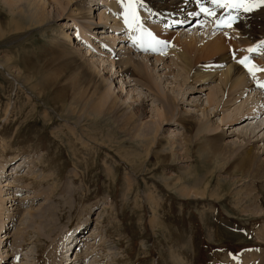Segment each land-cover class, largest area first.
Masks as SVG:
<instances>
[{"label":"rangeland","instance_id":"374dc122","mask_svg":"<svg viewBox=\"0 0 264 264\" xmlns=\"http://www.w3.org/2000/svg\"><path fill=\"white\" fill-rule=\"evenodd\" d=\"M28 1L0 0V264H69L82 243L76 264H264V131L258 148L240 159L254 144H247L254 141L248 133L264 127V113L225 125L226 114L209 106L216 84L185 89L184 75L157 48L160 57L125 50L149 58L145 63L156 86L122 73L113 50L122 54L121 46H130L122 38L128 29L107 27L97 35L94 23L84 40L74 25L79 20L71 17L96 4L97 22L102 8L108 10L105 0H73L69 6V0H34L47 5L37 15ZM251 6L249 13H238L199 0L190 6L189 20V8L180 16L169 13L174 24L153 19L155 12L164 13L155 7L135 8L145 16L144 28L170 30L153 32L169 47L179 35L195 36L202 45L214 35L203 33L205 16L213 26L221 14L233 15L241 21L226 29L233 31L226 34L231 55L243 53L244 63L255 60L246 65L257 61L264 69V39L245 50L237 38L244 35L233 34L239 25L250 31L246 23L264 13V5ZM209 11L212 17L205 14ZM67 34L74 49L82 50L75 62L59 54ZM85 59L90 66L83 67ZM94 71L110 80L112 97L133 102L124 109L112 106V99L106 103V92L95 93L87 80ZM172 96H179V116L209 119L214 128L220 126L219 134L188 143L178 120L164 121L173 113V106L165 105ZM158 111L164 114L160 131ZM241 128H247L244 138L237 135Z\"/></svg>","mask_w":264,"mask_h":264},{"label":"bare ground","instance_id":"6f19581e","mask_svg":"<svg viewBox=\"0 0 264 264\" xmlns=\"http://www.w3.org/2000/svg\"><path fill=\"white\" fill-rule=\"evenodd\" d=\"M37 1L40 2L39 0H37ZM41 1H43V0H41ZM44 1L48 2V0H44ZM72 1L73 0L68 1V6L70 3H72ZM196 1H199V0H188V1H186V0H184V1L183 0H174V1H170V0H105L106 6H108V10H110L111 12L108 10L107 11L110 13H113V20L112 21L109 20L110 16L106 15L107 11H106V9H104L105 7H103L102 12L98 15V21H97L98 23L94 22V20H93L94 17H92V9H93V6H95L96 4H94L93 6L91 5L92 7H88V9L84 8V6H83L82 13L76 14V15L71 16V17L74 18L75 21L79 20L74 25H77L78 28L80 27L79 28L80 30L78 29L79 33L77 35L78 36L80 35L81 37H83L84 40L87 39L86 37L89 35V33L92 34V32H91L92 28L91 27L93 26L94 23L96 25H98L97 27H99V29L96 30L97 35L107 33V32L103 31V29H107V27H108V29H109V27H111L112 29L118 30L121 32H126V29H128L127 34H125V33L123 34V35H126V37L123 36L122 38H123V40H127L128 42H130V44H132V46H130V47L128 46L125 48L124 47L125 45L121 44L122 45L121 49L123 50L122 54H117V52L113 50V53H115L114 54L115 58L117 57L116 64L121 68L122 73H124V74L133 73V74L138 76L139 80L142 79V82L143 81L148 82L150 86H156L152 77L149 75L147 62L145 63V60H147L149 58L148 57H146V58L140 57V56L134 57L131 53L137 52L140 50H143L145 52L149 51V52L153 53V51H156L155 49L157 48V51L165 52L164 54L162 53L161 57L162 58L168 57V59H169V57H171L172 58L171 59L172 65L177 66L180 73H182L184 75L185 80L184 79L183 80L185 81V87L187 85L189 86V87L187 86L185 89H193L194 84L197 85L199 83L201 85L205 84V83H215L216 84V86H212L210 89V94L208 96L209 97L208 101L210 104L209 106L216 108L217 112L223 111L224 114H226L221 119V122L224 123L225 125L231 124L233 122H237L244 117L248 118V116H250V115H255L254 119L261 117V115H262L261 113H264V111H262L264 109L263 108L264 102L261 103L262 102V95L264 96V87H260V85H264V71H256L255 70V69H261L262 68V67L260 68L261 64H259L257 61L254 64H250V65L245 64L247 61L243 64L240 63L239 61L242 60L241 57H242L243 53H235L234 57H233L231 55V53H232L234 47L232 45H229V43L227 41L226 34L228 32H230L231 30L226 31V30L218 29L217 31H220V32L216 33V34L214 33V30H213V27H215V29H217L216 25H217L219 19L223 22H227V23L231 22L232 28H233V26L237 25L241 21V19L232 17L233 15L232 16H229V15L223 16L221 14L222 12H216L217 16L220 14L221 15L219 18H217L215 16L216 21L213 20V23H214L213 26L208 25L207 24L208 21L207 22L205 21V20L212 21L211 20L212 18L210 19L209 17H207V19H205L203 21L206 23L204 25L205 26V32H203V33H206L208 35L213 33L214 35L213 36L211 35L212 37L210 36V38H208V40L206 39L202 45L198 44V42L195 39V36L194 37L191 36L187 39H182V38H180L181 35H179V36H177L179 38H177L176 40L175 39L173 40L172 47H169L168 43L163 42L161 39H159L160 37L158 38L155 34H153V32L155 33V31L160 33L161 29H163V28L161 26H154V25H148V24H146V25L149 27H151V26H153V27L152 28H146V27L144 28L143 24H145V23H142V18H145V16L143 17V15H141V14H136V8L140 10L139 6H141V5L147 6L149 9H151V6H152V7L157 8L156 10H161V12H164L162 14L159 12H155L157 14H155V15L153 14V19H157L156 21H160V20L164 21V23H169V22L172 23L173 21H170L172 19H170V15H168L169 13L177 12L178 15L180 16V15L184 14L182 11L185 8H189L187 12H192V10H190L191 9L190 6L195 5ZM200 1H207V2H211L213 4V0H200ZM28 2H29V5H28L29 7H31L32 9H35L36 11L39 10V12H40V7H41V10L44 12L46 9V6H47L46 4H44V2H41L40 4H37L36 1H34V0H29ZM130 4H131V7L129 6ZM204 6H206V5H204ZM245 6L249 7L251 5L246 4ZM211 7H213V6H211ZM228 8L229 7H227V9ZM227 9L225 8V10H227ZM232 9L233 10L235 9L236 11H238V13H241L242 11L244 13L243 9H238V8H234V7H232ZM221 10H223V9H221ZM253 10H256V7ZM195 11H197L196 8H195ZM39 12L37 11L36 15ZM133 13L135 14L134 18H133ZM149 14L152 15L151 11L149 12ZM192 14H193V12L190 14H186V15H188L187 20H189L191 18ZM250 14H251V12H250ZM210 16L212 17V15H210ZM242 16H244V15L242 14ZM248 18H250V17H248ZM187 20H185V21H187ZM245 20H247V19H245ZM244 22H246V21H244ZM100 23H102V24H100ZM246 25L250 27V31L244 30L243 27L239 25L240 28L238 30H236L235 33H233V34H236V32L237 33L239 32L240 34L244 35L242 37L240 34H238L241 36V38H239L240 36H238V37L236 36V37L238 38V41H239L238 44L245 46V50L249 46L251 47V49L255 48V46L252 44L257 40H258V42H262V40L264 39V29H263L264 28V13L261 14L260 16L255 13L253 15V17L251 18V20L246 23ZM257 26L261 27V28L259 27L260 31L255 30ZM230 27H227L226 29H229ZM251 27H252V30H251ZM233 30H234V28H233ZM163 31H164V33L168 32V31H166V29L165 30L163 29ZM217 31H215V32H217ZM221 31L222 32L226 31V32L222 33ZM121 32H118V33H121ZM231 32H233V31H231ZM246 34H248L249 37ZM128 35H130V37ZM245 35L248 37V39H246V38L244 39ZM256 36H258V38H256ZM163 37H164V35H163ZM108 38H110V37H108ZM164 40H166V38ZM71 42H72L71 34H67V37L59 45V49H60L59 54L61 56L68 57L73 62H75L76 58L81 54L80 52L82 50H80V48L74 49L72 44H70ZM111 44H109L110 47H112ZM254 44L257 45V43H254ZM237 46L238 45L236 44V47ZM246 46H247V48H246ZM130 48H131V51H129V52H131V53H126L125 50H129ZM147 48H149V49H147ZM149 52H147L146 55L151 56V57L154 56V55H150ZM133 54L140 55V54H136V53H133ZM250 54L251 53H249V55ZM159 55H160V53L156 52V57H158ZM245 55H247V54L245 53ZM142 60H144V61H142ZM162 60H164V59H162ZM253 61H255V60H253ZM201 63H203L204 67L200 66ZM211 63H212V65L210 66ZM88 64L90 66V63L85 59V61L83 63V67H86V65L88 66ZM205 64H207V65L209 64V67L205 66ZM247 64H249V60H248ZM172 65H171V67H172ZM249 69H252L253 71L250 73ZM100 75H101L100 73L95 72V75H92L91 79L87 78V80H89V83L91 82L93 84L95 93H99V92L105 93L106 92V96H105V102L106 103H108L112 99V103H111L112 106L113 105H119L120 106L119 109H124L125 108L124 105H126L128 102H133L132 100L131 101H128V100L124 101L123 100V102H121L119 96L112 97L115 95V92L112 91V87L110 85V80L102 79L100 77ZM189 81H191V83H189ZM144 82H143V84H144ZM189 84H191V85H189ZM121 88H122V90L124 89L123 86ZM252 91H254L253 96L250 95L251 93H253ZM251 97H252V99L254 98V100H255L254 102L253 101L249 102ZM178 98H179V96L178 97L172 96V97L165 98V105L173 106V113L169 114V116H166L164 121H167V122L173 121L174 122V121L178 120L179 121L178 124H182L184 126L183 128L186 129V132L183 136H185V140L188 143L193 144L194 139L196 137L202 135V134H207L210 137H213L214 135L219 134L217 132V129L220 126H218L217 128L216 127L214 128L213 125L210 124L209 119H206V121L200 122V121H196L194 119V116H189L187 113H185V115H184L185 117L179 116L178 108L176 107V104H178ZM220 98H222V100ZM229 105H233V106L238 105V106H236L233 109V112H231V111H229L230 109H227V107H229ZM206 106H207V104H206ZM228 111L231 112V114H229ZM212 114H214V112H212ZM158 117H159V123L157 125V130L160 131L164 114L161 111H158ZM262 124L257 126V127H253L252 130L248 133V134H250L249 135L250 138L252 137L254 141L253 142L248 141L247 144H250V143H254V144L248 145V149H247L246 153L240 157L241 160L250 156L252 151L254 149L258 148L256 146V143L263 141V138H261V137L259 138V134L262 131H264V127L262 128V126H263ZM245 129H247V128H241V130L237 131L238 137L244 138V136L246 135V133H244ZM188 137L189 138L191 137V139L188 140ZM256 138H257V140H255ZM195 143H196V141H195ZM263 153H264V149L262 150V154ZM171 154L172 155L174 154V147L173 146L171 147ZM244 162L247 163V161H244ZM15 175L17 176L18 173L16 172ZM0 201H1V197H0ZM48 233L49 234L46 237V239L50 240V238L52 236V232H48ZM93 234H94V232L91 234V236L89 238L92 239ZM87 238L84 239L83 242H88ZM80 242H81V240H80ZM82 247H83V243L79 249V252L76 255V258H75L76 260L74 259L73 261H71L72 256H73V252L69 255V257H70L69 261H71L72 264H76L74 261H79L78 259L81 256V252L85 248V245H84V248H82ZM75 249H76V246H75L74 250ZM71 263H69V264H71Z\"/></svg>","mask_w":264,"mask_h":264},{"label":"snow or ice","instance_id":"6c2138e0","mask_svg":"<svg viewBox=\"0 0 264 264\" xmlns=\"http://www.w3.org/2000/svg\"><path fill=\"white\" fill-rule=\"evenodd\" d=\"M213 3H215L218 7H234L238 9H243L244 11H250V7H246V4H251L252 6L256 5H264V0H213ZM131 7V4L129 5ZM211 14V13H206ZM133 13V18H134ZM234 19V18H233ZM223 23V22H221ZM224 26L230 27L231 22L228 24H225ZM251 51V49H249ZM247 59V58H245ZM240 63H244V60L239 61ZM256 71H264V69H255ZM250 73L253 71L252 69H249ZM260 87H264V85H260Z\"/></svg>","mask_w":264,"mask_h":264}]
</instances>
